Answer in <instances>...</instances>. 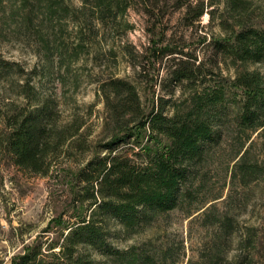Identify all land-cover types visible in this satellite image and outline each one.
Listing matches in <instances>:
<instances>
[{
	"label": "rangeland",
	"instance_id": "rangeland-1",
	"mask_svg": "<svg viewBox=\"0 0 264 264\" xmlns=\"http://www.w3.org/2000/svg\"><path fill=\"white\" fill-rule=\"evenodd\" d=\"M133 1L114 17L115 10L109 12L98 0H0V264H11L35 243L61 240L66 227L88 213L87 201L77 199L83 185L77 173L112 132L102 90L106 81L134 84L148 110L165 93L160 81L170 56L156 58L160 52L153 48L170 45L198 59L213 57L212 38L225 37L241 24L264 26V0L232 5L204 0L203 15L191 25L174 0H157L151 14ZM222 59V74L230 79L236 65ZM248 68L264 74V64ZM189 92L186 86L171 99L180 106ZM36 100L51 103L57 124H80L78 135L49 154L44 174L15 164L6 148L11 121ZM165 107L167 113L173 108ZM260 130L244 134L230 125L200 164L179 208L135 232L111 222L108 241L137 257V264H264ZM239 140H244L241 147ZM245 150L250 172L242 175L236 162ZM101 264L118 263L104 258Z\"/></svg>",
	"mask_w": 264,
	"mask_h": 264
},
{
	"label": "trees",
	"instance_id": "trees-1",
	"mask_svg": "<svg viewBox=\"0 0 264 264\" xmlns=\"http://www.w3.org/2000/svg\"><path fill=\"white\" fill-rule=\"evenodd\" d=\"M138 1L146 14L157 5V0L153 4V0ZM228 1L231 5L236 2ZM98 2L109 12L115 10V17L134 1ZM173 6L184 10L186 25L200 19L206 9L204 0H174ZM208 45L213 57L201 59L170 45L153 48V52H160L156 58L170 56L160 81L165 93L158 95L148 110L134 84L119 78L104 83L112 132L77 173L83 182L82 198L77 199L87 201L88 213L68 225L61 240L35 243L11 264H101L104 258L137 264V257L127 256V250L108 241L110 223L135 232L159 215L179 208L190 194L188 186L197 177L200 164L222 142L230 125L244 134L261 129L258 133L264 135V74L248 68L264 64V26L241 24L225 37L212 38ZM222 57L236 65L230 79L222 74L221 63L226 64ZM186 86L191 92L178 106L171 98ZM36 101L22 117L11 121L6 148L15 164L44 174L49 154L78 135L80 124H57L51 103ZM166 104L173 106L168 113ZM125 114L130 117L123 119ZM126 143L129 145L124 146ZM245 152L236 162L242 175L250 172Z\"/></svg>",
	"mask_w": 264,
	"mask_h": 264
}]
</instances>
